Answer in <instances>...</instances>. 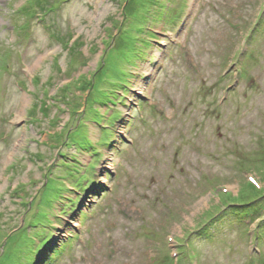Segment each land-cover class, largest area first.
<instances>
[{
	"label": "rangeland",
	"instance_id": "rangeland-1",
	"mask_svg": "<svg viewBox=\"0 0 264 264\" xmlns=\"http://www.w3.org/2000/svg\"><path fill=\"white\" fill-rule=\"evenodd\" d=\"M27 1L0 0V264H264V217L196 235L264 205V0Z\"/></svg>",
	"mask_w": 264,
	"mask_h": 264
},
{
	"label": "trees",
	"instance_id": "trees-1",
	"mask_svg": "<svg viewBox=\"0 0 264 264\" xmlns=\"http://www.w3.org/2000/svg\"><path fill=\"white\" fill-rule=\"evenodd\" d=\"M27 4L29 5L30 2L29 0L27 1ZM37 6H40V4H36ZM34 7V5H32L31 7L28 6V9L29 8H32ZM183 8V7H182ZM181 8V9H182ZM182 10L179 9V11L177 12V16L175 17V19L178 17L179 13L181 12ZM44 13H47L44 11ZM264 21V11L261 13V15L258 17V20H257V24H256V27L251 29L250 30V35H248V38L250 39H253V36L255 35V33H257V29L261 26V24L263 23ZM53 28V27H52ZM51 31V30H49ZM51 37L53 38V40H56L57 35L55 33H52L51 34ZM249 39V41H250ZM124 82V81H123ZM126 85L129 86V89H131V83L129 82H125L124 84H122L123 87H125ZM128 89V88H126ZM99 98L103 97L101 95V93L99 94ZM43 96H47L48 97V94H45ZM63 96V95H62ZM104 97H106V99L109 100V103L116 107L118 104H124V101H125V97H123L121 94H117L116 97L119 98V101L117 102H114V100L112 101L111 98L109 96L106 95V93L104 94ZM60 99V97H58L57 95L55 97H53L54 101H57L56 99ZM115 99V98H114ZM97 100H99L97 98ZM96 99L94 100L95 102H98ZM116 100V99H115ZM43 102V101H41ZM97 104V103H96ZM41 108H40V111H42L43 109H47L46 104L45 106L43 107V103L40 104ZM117 109V108H115ZM32 119H35V116H31ZM121 118V113H118L116 119L114 120V123H116L117 121H119ZM110 125H114V124H110ZM109 127H107L106 125L104 126L103 125V129L104 130H107ZM110 134V133H109ZM93 145L92 143H89V146ZM91 153H93V156L95 158V161L91 163V165L88 167L87 170H91V172H94L96 167L99 165L100 161H101V155L102 153L100 152L99 150V147H96V149H92L91 150ZM82 176V175H81ZM84 177V176H83ZM83 177H81V180L83 179ZM82 181H80L81 183ZM94 184V179H93V176H91V179H87V185H84V184H80L76 189H81V190H86L88 187V185H93ZM257 204V205H256ZM256 205V206H255ZM231 217L233 218L236 222H238L239 224H246V222L248 220H252V218L254 219V221H258V220H261L262 217H264V207L262 206L261 203H259L258 205V201H244V202H241L237 205H234V206H229L227 207L224 211H222L218 216H216L215 218L211 219L210 222H208L202 229H200L196 235H200L199 237L202 236V234H204L206 231H208L209 229H211V227L216 223L218 222L219 220H221L222 218H225V217ZM263 225H264V222H261L259 224L260 228H263ZM53 241H51L50 239L47 240L46 242V245H47V248H49L50 251H53V246H57V244L55 245L54 243H52ZM72 246V240L70 241H67L66 242V247L70 248ZM58 249H56L57 251Z\"/></svg>",
	"mask_w": 264,
	"mask_h": 264
},
{
	"label": "bare ground",
	"instance_id": "bare-ground-1",
	"mask_svg": "<svg viewBox=\"0 0 264 264\" xmlns=\"http://www.w3.org/2000/svg\"><path fill=\"white\" fill-rule=\"evenodd\" d=\"M52 187H53V184H52ZM53 189V188H52ZM50 193H51V191H50ZM53 193V192H52Z\"/></svg>",
	"mask_w": 264,
	"mask_h": 264
}]
</instances>
